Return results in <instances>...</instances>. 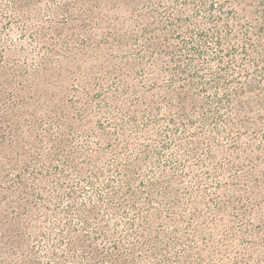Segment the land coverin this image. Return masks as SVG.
Instances as JSON below:
<instances>
[{
    "label": "rangeland",
    "instance_id": "1",
    "mask_svg": "<svg viewBox=\"0 0 264 264\" xmlns=\"http://www.w3.org/2000/svg\"><path fill=\"white\" fill-rule=\"evenodd\" d=\"M0 65V114L59 187L40 264L83 206L143 264H264V0H0Z\"/></svg>",
    "mask_w": 264,
    "mask_h": 264
},
{
    "label": "trees",
    "instance_id": "2",
    "mask_svg": "<svg viewBox=\"0 0 264 264\" xmlns=\"http://www.w3.org/2000/svg\"><path fill=\"white\" fill-rule=\"evenodd\" d=\"M0 68L3 69L6 66L0 65ZM8 108L5 106L2 110L6 111ZM0 115L3 116H0V264H40L27 243L32 241L35 237L33 235L40 231L37 226L40 221L38 214L42 213L46 216L50 213L51 209L48 207L53 202L51 194L59 187L48 179L43 180L42 174L38 172L35 166L36 161H33L34 155L29 152L32 146L29 143L33 144L29 139L31 134L21 135L28 131L23 129L24 126L17 116L11 115L10 119V116ZM31 128L33 125L27 124L29 131ZM60 150L63 149L54 151L57 154ZM12 152L15 153L14 157L10 155ZM21 158L28 160L24 163L27 166L26 169L17 164ZM27 171L31 172L32 180L27 178L29 175H25ZM12 172H14L13 179H10L9 175ZM117 175L119 188L123 186V176L120 172H117ZM124 176L127 178L129 175L124 174ZM92 179L89 177L84 180L85 184L92 185ZM106 196L108 209L117 214L116 212L120 210L119 206L125 203V199L119 198L118 191H110L106 193ZM44 202L48 205H44ZM130 206L133 207V211H136L133 201ZM10 214L13 215L10 217ZM54 214L61 216L58 212ZM74 218L78 219L80 228H75L70 221L63 223V227L56 228L59 235L57 244L50 245L52 238L47 235H41V239L37 240L39 243L42 239L47 241L49 245L47 250L51 257L49 264H143L140 259H135L138 254H141L139 251H142L139 242L131 243L124 248L117 234H109L107 228L103 226L94 207L87 209L83 206ZM89 230L94 231L97 239L101 241V246L95 242H89L84 237L88 235ZM156 264H163V262L158 261Z\"/></svg>",
    "mask_w": 264,
    "mask_h": 264
}]
</instances>
